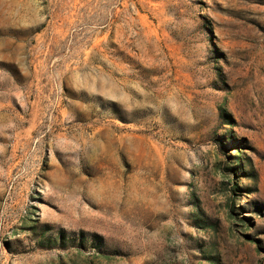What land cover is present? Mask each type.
Instances as JSON below:
<instances>
[{"label": "rangeland", "instance_id": "374dc122", "mask_svg": "<svg viewBox=\"0 0 264 264\" xmlns=\"http://www.w3.org/2000/svg\"><path fill=\"white\" fill-rule=\"evenodd\" d=\"M0 264H264V0H0Z\"/></svg>", "mask_w": 264, "mask_h": 264}]
</instances>
